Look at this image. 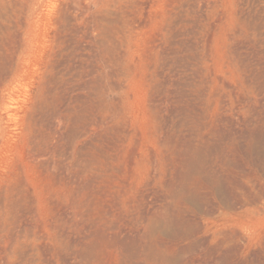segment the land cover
<instances>
[{"label":"rangeland","instance_id":"1","mask_svg":"<svg viewBox=\"0 0 264 264\" xmlns=\"http://www.w3.org/2000/svg\"><path fill=\"white\" fill-rule=\"evenodd\" d=\"M0 264H264V0H0Z\"/></svg>","mask_w":264,"mask_h":264},{"label":"bare ground","instance_id":"2","mask_svg":"<svg viewBox=\"0 0 264 264\" xmlns=\"http://www.w3.org/2000/svg\"><path fill=\"white\" fill-rule=\"evenodd\" d=\"M189 144H191V143H189ZM192 145H193V143H192ZM205 146H206V145H205ZM205 146H203V149H204ZM193 147H194V146H193ZM254 148H255V147H254ZM192 149H193V148H192ZM181 151H182V150H181ZM192 151H193V150H192ZM193 152H194V151H193ZM186 153H187V152H186ZM182 154H183V153H182ZM184 154H185V153H184ZM187 154H189V152H188ZM187 154H186V155H187ZM179 155H180V154H179ZM194 155H195V154H194ZM198 155H199V154L197 153V156H198ZM206 155H207V154H206ZM187 156H188V155H187ZM189 156H190V155H189ZM198 157H200V156H198ZM189 158H190V157H189ZM189 158H188V160H189ZM201 158H202V157H201ZM185 159H186V158H185ZM195 159H197V157H196ZM204 159H205V158H204ZM191 160H192V159H191ZM193 160H194V159H193ZM200 160H201V159H200ZM200 160H197V161L202 162V161H200ZM206 160H207V159H206ZM195 161H196V160H195ZM195 161H194V162H195ZM185 162H186V160H185ZM190 162H191V161H190ZM190 162L188 163V161H187V163H188L189 165L192 163V162H191V163H190ZM187 163H186V164H187ZM183 164H184V163H183ZM197 164H199V163H197ZM189 165H188V166H189ZM194 165H196V163H195ZM202 165H203V164H202ZM204 165H205V162H204ZM179 166H180V165H179ZM200 166H201V164H200ZM208 166H209V165H208ZM210 166H212V164H211ZM210 166H209V167H210ZM182 167H183V166H182ZM189 167H191V165H190ZM206 167H207V166H206ZM206 167H205V169H206ZM187 168H188V167H187ZM191 168H193V163H192V167H191ZM191 168H190V169H191ZM194 168H197V165H196ZM194 168L192 169L193 171H194V170H197V169H194ZM198 168H199V165H198ZM210 168H211V167H210ZM214 168H215V167H214ZM179 169H180V167H179ZM184 169H186V168H184ZM190 169H188V170L186 169V174H188L187 172H188ZM177 170H178V169H177ZM177 170H176V171H177ZM181 170H182V169H181ZM181 170H180V171H181ZM180 171H179V172H180ZM193 171H192V172H193ZM203 171H204V170H203ZM208 171H209V170H208ZM208 171H207V172H208ZM183 172H184V171H183ZM190 172H191V171H189V174H190ZM209 172H210V171H209ZM211 173H212V172H211ZM186 174H184V176H185ZM191 174H192V173H191ZM205 174L207 175V173H205ZM216 174H217V173H216ZM203 175H204V174H203ZM211 175H212V174H211ZM179 176H180V175H179ZM217 176H218V175H217ZM187 177H188V176L186 175V178H187ZM204 177H205V176H204ZM208 177H209V176H208ZM176 178H177V177H176ZM191 178H193V176H191ZM218 178H219V177H218ZM180 179H181V178H180ZM207 179H208V178H207ZM187 180H188V179H187ZM197 180H198V179H197ZM208 180H209V179H208ZM199 181H200V180H199ZM209 181H210V180H209ZM184 182H185V181H184ZM188 182H189V181H188ZM215 182H216V181H215ZM197 184H198V183H197ZM204 184H205V183H204ZM220 184H221V183H220ZM183 185H184V184H183ZM205 185H206V184H205ZM179 186H181V185H179ZM197 186H198V185H197ZM206 186H207V185H206ZM208 186H209V185H208ZM172 187H173V186H172ZM183 187H184V186H183ZM183 187H182V188H183ZM187 187H188V186H187ZM195 187H196V186H195ZM214 187H215V186H214ZM174 188H175V187H174ZM182 188H181V189H182ZM222 188H223V187H222ZM225 188H226V187H225ZM184 189H185V188H184ZM223 189H224V188H223ZM172 190H173V189H172ZM174 190H175V189H174ZM179 190H180V189H179ZM216 190H217V189H216ZM192 191H193V190H192ZM194 191H195V190H194ZM206 191H208V190H206ZM173 192H174V191H173ZM203 192H204V191H203ZM170 193H171V192H170ZM218 193H220V192H218ZM185 194H186V193H185ZM188 194H189V193H188ZM202 194H203V193H202ZM169 195H170V194H169ZM186 195H187V194H186ZM192 195H194V194H192ZM227 195H228V194H227ZM189 196H191V195H189ZM196 196H197V195H196ZM200 196H201V195H200ZM174 197H177V196H176V193H175ZM187 197H188V196H187ZM219 197H220V196H219ZM170 198H171V196H170ZM185 198H186V197H185ZM203 198H204V197H203ZM181 199H182V198H181ZM200 199H202V198H200ZM206 199H207V198H206ZM225 199H226V198H225ZM228 199H229V198H228ZM189 200H190V199H189ZM242 200H243V199H242ZM222 201H223V199H222ZM206 202H207V201H206ZM224 202H225V201H224ZM230 202H231V201H230ZM194 203H195V202H194ZM203 203H204V202H203ZM182 204H183V203H182ZM204 204H205V203H204ZM222 204H223V203H222ZM197 205H198V204H197ZM231 206H232V205H231ZM235 206H236V205H235ZM177 207H178V206H177ZM189 207H190V206H189ZM189 207H188V209H189ZM199 208H200V205H199ZM184 209H185V208H184ZM185 210H186V209H185ZM185 210H184V211H185ZM203 210H204V209H203ZM174 211H175V210H174ZM189 211H190V210H189ZM200 212H202V211H200ZM172 215H173V214H172ZM174 216H176V215H174ZM171 218H172V217H171ZM175 219H176V218H175ZM180 219H181V218H180ZM174 222H175V221H174ZM165 225H166V224H165ZM172 225H173V224H172ZM181 225H183V223H182ZM170 226H171V225H170ZM176 228H177V226H176ZM171 229H172V227H171ZM168 230H169V229H168ZM182 230H183V229H182ZM174 233H175V232H174ZM179 233H180V232H179ZM168 234H169V233H168ZM169 235H172V234H169ZM175 235H176V234H175Z\"/></svg>","mask_w":264,"mask_h":264}]
</instances>
